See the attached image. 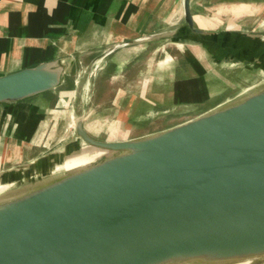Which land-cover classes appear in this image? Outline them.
<instances>
[{"label": "water", "instance_id": "obj_1", "mask_svg": "<svg viewBox=\"0 0 264 264\" xmlns=\"http://www.w3.org/2000/svg\"><path fill=\"white\" fill-rule=\"evenodd\" d=\"M183 9L189 31L206 34L190 0ZM62 76L56 61L0 75V104L49 91ZM75 133L119 154L1 198L0 264H264V88L139 138L99 140L81 119ZM61 155L49 151L0 182L13 186Z\"/></svg>", "mask_w": 264, "mask_h": 264}, {"label": "crops", "instance_id": "obj_2", "mask_svg": "<svg viewBox=\"0 0 264 264\" xmlns=\"http://www.w3.org/2000/svg\"><path fill=\"white\" fill-rule=\"evenodd\" d=\"M190 7L206 34L189 31L183 0H0V75L48 61L63 68L60 86L0 104V174L63 153L28 170L34 174L88 147L75 133L77 120L99 140L139 138L256 84L264 71V0H190ZM163 31L173 33L147 38ZM148 111L186 119L140 131L153 122Z\"/></svg>", "mask_w": 264, "mask_h": 264}, {"label": "rangeland", "instance_id": "obj_3", "mask_svg": "<svg viewBox=\"0 0 264 264\" xmlns=\"http://www.w3.org/2000/svg\"><path fill=\"white\" fill-rule=\"evenodd\" d=\"M261 88H264V71L263 70L261 71L260 78L258 77V81L256 82V84L248 88L245 92H252L254 90H258ZM243 94H239L238 96L229 98L226 101L221 102L218 106L225 105L237 99L238 97L243 96ZM14 117L16 118V116H13V115L9 116V118L12 120L9 123L10 125L15 123ZM185 119H186V116H165L163 118H159L153 122H150L148 127H142L140 131L147 129L146 131L148 132L150 131L148 129H152V128L153 130H157V128L159 127H163V126L167 127L177 122L180 123L181 121H184ZM109 131L115 133V131L111 130L110 127L107 129V132ZM100 137L103 138V136H100ZM117 154H119V152L117 151L98 149V148L88 146L83 150H80V151L76 150L75 152L71 154L69 158L57 159L52 166L46 167V169L44 168L41 171H35L34 174H30L28 170L27 171L25 170L24 172H21L22 174L21 176L16 175L18 177L14 176L11 179H14L13 181L15 182L13 186L18 185L17 187L20 189H26L27 187H35L41 184V182H46L48 180L57 178L59 176L70 174L72 172H75L78 169H82L92 164H96L97 162H100L106 158L112 157ZM83 156H87V157L85 158Z\"/></svg>", "mask_w": 264, "mask_h": 264}, {"label": "bare ground", "instance_id": "obj_4", "mask_svg": "<svg viewBox=\"0 0 264 264\" xmlns=\"http://www.w3.org/2000/svg\"><path fill=\"white\" fill-rule=\"evenodd\" d=\"M114 48V47H113ZM111 49V48H110ZM108 51V50H107ZM120 51V50H119ZM115 55V54H114ZM81 64V63H80ZM109 64V63H108ZM85 65V64H84ZM86 67V66H85ZM84 67V68H85ZM103 68V67H102ZM101 68V69H102ZM82 70V69H81ZM104 73V70H103ZM99 75V74H98ZM73 77V76H72ZM75 77V76H74ZM73 79V78H72ZM74 82V81H73ZM84 87V86H83ZM96 88V87H95ZM97 94V93H96ZM74 98V97H73ZM72 98V99H73ZM88 111V110H87ZM8 118V116L6 117ZM6 120V119H5ZM69 123V122H68ZM70 125V124H69ZM68 127V125H67ZM67 129V128H66ZM86 158V157H85ZM26 193L25 190L18 188L17 186H12L10 184L7 183H0V199L1 198H5V197H9V196H14V195H18V194H23ZM222 264H245L244 262H236V263H222Z\"/></svg>", "mask_w": 264, "mask_h": 264}, {"label": "flooded vegetation", "instance_id": "obj_5", "mask_svg": "<svg viewBox=\"0 0 264 264\" xmlns=\"http://www.w3.org/2000/svg\"><path fill=\"white\" fill-rule=\"evenodd\" d=\"M196 26V25H195ZM38 65V64H37ZM36 66V65H35ZM8 74V73H7ZM4 75V74H3ZM60 86V85H59ZM58 87V86H57ZM56 88V87H55ZM54 89V88H53ZM52 90V89H51ZM47 92V91H46ZM157 111H154V112H152V111H148L147 113H145V114H143V115H145V118L146 119H152L153 121H155V120H157ZM154 118V119H153ZM160 118V117H159ZM158 118V119H159Z\"/></svg>", "mask_w": 264, "mask_h": 264}]
</instances>
